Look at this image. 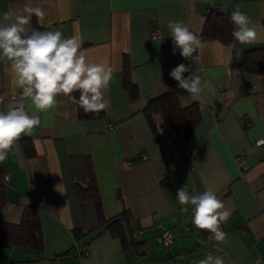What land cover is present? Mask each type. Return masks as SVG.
Segmentation results:
<instances>
[{"label": "crops", "instance_id": "0c3cea01", "mask_svg": "<svg viewBox=\"0 0 264 264\" xmlns=\"http://www.w3.org/2000/svg\"><path fill=\"white\" fill-rule=\"evenodd\" d=\"M27 2L0 0V17ZM31 4L47 12L43 20L32 17V28L60 30L65 37L78 34L89 56L114 68L107 92L111 107L102 117L81 118L78 104L59 97L55 108L39 113L40 125L0 162L6 176L0 225H20L32 207L41 241L38 248L0 239V264H199L209 254L222 256L225 264H264V143L255 145L264 140V74L237 67L246 50L264 46V0ZM237 4L254 22V42L202 36L209 9L231 14ZM169 20L183 21L201 38L197 59H185L179 49L173 54ZM152 29L166 36L152 37ZM181 63L208 80L214 93L192 101L169 75ZM125 65L137 86L134 100L123 86ZM15 88L7 62H0V95L5 97L0 110L12 104ZM165 92L174 93L181 106L198 104L201 117L190 134H153L144 109ZM23 103L31 107L24 97ZM154 120L158 127L159 118ZM241 152L244 164L239 166L234 155ZM91 180L106 219L127 213V240L140 242L138 249L98 225L93 199H78L75 186L86 188ZM185 185L195 194L212 187L232 210L221 225L226 243L194 227L193 206H182L176 198ZM165 229L174 233L168 245L160 241ZM74 230L82 234L76 238Z\"/></svg>", "mask_w": 264, "mask_h": 264}, {"label": "clouds", "instance_id": "9594fccd", "mask_svg": "<svg viewBox=\"0 0 264 264\" xmlns=\"http://www.w3.org/2000/svg\"><path fill=\"white\" fill-rule=\"evenodd\" d=\"M46 15L44 8L33 7L28 0L22 9L7 11L0 17V62H7L15 87L31 103V107L23 103L9 104L6 110H0V162L18 147L17 141L22 136L30 135L40 125L39 113L55 108L59 97L78 104L85 113L99 114L111 107L107 92L114 79V68L107 61L97 62L89 56L78 34L65 37L60 30L31 27L33 16L43 20ZM230 21L234 26L232 36L235 41L249 44L256 40L254 22L242 11L241 5H235ZM167 29L174 45L173 54L179 49L180 55L189 59L204 46L201 38L183 21L169 20ZM185 73L189 75L185 77ZM169 75L192 101L202 102L206 92L215 91L198 71L183 63L173 68ZM74 93H79L78 99ZM4 99L0 95V103ZM176 198L182 206H193L192 224L196 229L208 232V238L218 243L228 241V234L221 225L228 221L232 210L218 198L212 187L195 194L185 185L178 189ZM184 210L188 209L185 207ZM199 264H225V260L222 256L209 254Z\"/></svg>", "mask_w": 264, "mask_h": 264}, {"label": "trees", "instance_id": "16d2710c", "mask_svg": "<svg viewBox=\"0 0 264 264\" xmlns=\"http://www.w3.org/2000/svg\"><path fill=\"white\" fill-rule=\"evenodd\" d=\"M233 24L230 21L229 11L218 12L209 9L207 12L206 22L202 31V36L208 39H219L223 43H229L232 40ZM237 67L244 71L255 74H264V46H259L246 50L242 59L237 63ZM123 86L128 92L129 98L134 100L138 96L137 86L131 80L129 69L125 65L123 70ZM79 107V105H78ZM145 116L149 122L153 134L158 137L159 131L166 137L173 136L177 133L185 135L195 128L200 120L201 112L197 103L188 106H181L174 93L165 92L149 100L144 109ZM104 112L99 114L85 113L79 107V116L102 117ZM159 118L158 127L154 117ZM5 174L0 163V207L5 202ZM75 194L78 199H93L97 211L98 225H104L115 237L120 238L123 242L128 241L125 222L130 223L129 216L126 212H122L119 216L106 219L102 212L101 202L96 191V185L91 180L89 186L84 188L75 186ZM33 211V213H32ZM79 230H74V236L79 237ZM0 239L9 242L18 243L20 245H30L40 247V223L36 217L34 209L29 207L25 213L24 219L18 226L0 225ZM140 242L128 241V244L135 249Z\"/></svg>", "mask_w": 264, "mask_h": 264}, {"label": "built area", "instance_id": "2783aa9c", "mask_svg": "<svg viewBox=\"0 0 264 264\" xmlns=\"http://www.w3.org/2000/svg\"><path fill=\"white\" fill-rule=\"evenodd\" d=\"M151 36L152 37H161V36H166V33L164 31H159L158 29H152L151 30ZM198 57V53H194L193 56L191 58H189L188 60H195ZM11 102L12 104H21L23 103V96L20 90H18L17 88H15L13 90V93L11 95ZM24 104V103H23ZM262 143H264V140L259 139L256 141L255 145L256 146H260ZM144 154L140 155V158H144ZM234 161L237 165L241 166L244 164V160H243V153H239L234 155ZM130 161L125 162L126 164H128ZM6 177V176H5ZM261 181L262 183H264V177H261ZM174 238V233L170 230V229H165L160 236V241L164 244V245H168L172 242ZM86 254V251H84Z\"/></svg>", "mask_w": 264, "mask_h": 264}]
</instances>
